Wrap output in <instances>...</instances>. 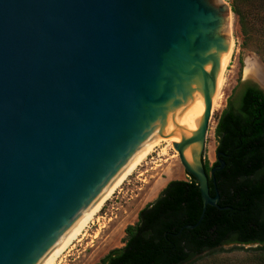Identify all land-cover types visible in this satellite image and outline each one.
<instances>
[{"label": "water", "instance_id": "95a60500", "mask_svg": "<svg viewBox=\"0 0 264 264\" xmlns=\"http://www.w3.org/2000/svg\"><path fill=\"white\" fill-rule=\"evenodd\" d=\"M230 12L216 0H0V264H44L173 127L200 190L196 226L218 207L202 154ZM188 121L201 123L187 137Z\"/></svg>", "mask_w": 264, "mask_h": 264}, {"label": "trees", "instance_id": "16d2710c", "mask_svg": "<svg viewBox=\"0 0 264 264\" xmlns=\"http://www.w3.org/2000/svg\"><path fill=\"white\" fill-rule=\"evenodd\" d=\"M243 46L264 53V0H232ZM215 155L224 162L210 176L209 194L219 196L203 219L196 180L169 181L125 230L123 246L96 264H199L225 252L228 245H256L253 263L264 264V93L238 80L215 128ZM186 226H195L191 229Z\"/></svg>", "mask_w": 264, "mask_h": 264}, {"label": "rangeland", "instance_id": "374dc122", "mask_svg": "<svg viewBox=\"0 0 264 264\" xmlns=\"http://www.w3.org/2000/svg\"><path fill=\"white\" fill-rule=\"evenodd\" d=\"M216 1L218 6L225 4L231 11L226 22L225 35L233 41V51L225 69L226 83L218 107L214 109L213 104L211 108L205 148L202 154V161H208L210 165L216 161L215 128L221 112L226 107L227 99L239 79L242 83H251L249 80L243 81L246 59H251L258 65L264 78V53L259 52L255 45L243 46L241 29L231 8L232 0ZM261 82L264 88V82ZM176 132H180V130ZM208 146L211 148L213 146V154L208 150ZM172 180L188 181L189 178L172 143L169 145L164 141L155 148L123 183L121 188L104 204L98 218H101L99 221L105 223L106 228L103 229L100 236L92 243L91 238H87L88 240L85 239L81 243H74V247L67 250L57 260V264H96L109 250L122 247L125 228L137 221L138 212L146 204L152 202L166 184ZM90 228L89 235L92 236L98 229L97 222L95 221ZM114 231H119L118 240L116 243L109 245V239ZM256 247V245L224 247L225 252L199 264H255L253 260L257 256V252L250 249Z\"/></svg>", "mask_w": 264, "mask_h": 264}, {"label": "bare ground", "instance_id": "6f19581e", "mask_svg": "<svg viewBox=\"0 0 264 264\" xmlns=\"http://www.w3.org/2000/svg\"><path fill=\"white\" fill-rule=\"evenodd\" d=\"M228 44V49L224 52L220 61V69L216 75L215 89L211 93V108L214 104V109L218 107L217 105L219 104L220 96L222 94V91L224 90L226 83L224 73L233 51V41L231 40V38H229ZM245 64L246 75L258 77V79L264 82L261 70L254 61H252L251 59H246ZM200 123L201 121H188L178 126L184 129V134L188 137L193 132H196L198 130ZM175 130V127H173L164 131L162 134L160 133L150 138L146 147L144 148L143 152L141 153L138 160L134 163V165L128 170V172L123 176V178L86 214V216L80 221V223L74 228V230L68 235V237L63 241V243L57 248V250L50 256V258L44 264H57V260H59L67 250L74 247V243H81L87 238H91L92 243L100 236L103 229L106 228V225H104L105 223H101V221H99L101 218H98V214L104 207V204L110 200V198L117 192V190H119V188H121L123 183L135 172L138 166L147 159V157L155 150V148L160 146V143L165 141L169 145L171 143L173 145V143H178L181 140L180 133L175 132ZM194 148H197V146L191 145L185 148L183 151L186 161L191 165V152ZM208 150L213 154V146L212 148L208 146ZM102 220L104 221V219ZM95 221L97 222L98 229L93 233L92 236H90V227ZM118 235L119 231H114L109 239L108 244L111 245L116 243V241L118 240Z\"/></svg>", "mask_w": 264, "mask_h": 264}]
</instances>
